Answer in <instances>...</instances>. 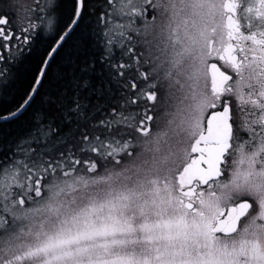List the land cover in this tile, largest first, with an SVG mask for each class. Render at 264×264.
Masks as SVG:
<instances>
[{"label": "snow or ice", "instance_id": "1", "mask_svg": "<svg viewBox=\"0 0 264 264\" xmlns=\"http://www.w3.org/2000/svg\"><path fill=\"white\" fill-rule=\"evenodd\" d=\"M0 264H264V0H0Z\"/></svg>", "mask_w": 264, "mask_h": 264}]
</instances>
